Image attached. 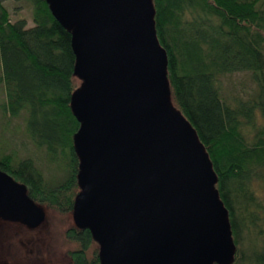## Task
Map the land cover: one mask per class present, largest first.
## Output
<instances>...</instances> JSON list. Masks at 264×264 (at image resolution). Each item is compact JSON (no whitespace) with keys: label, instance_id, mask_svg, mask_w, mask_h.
Listing matches in <instances>:
<instances>
[{"label":"trees","instance_id":"16d2710c","mask_svg":"<svg viewBox=\"0 0 264 264\" xmlns=\"http://www.w3.org/2000/svg\"><path fill=\"white\" fill-rule=\"evenodd\" d=\"M26 2L32 27L11 22L6 2ZM150 27L164 56V102L185 122L213 175L210 192L224 212L229 242L223 263L264 264V0H150ZM72 29L48 0H0L2 114L22 113L30 143L43 150L60 177L47 181L32 159L0 148V173L24 188L31 203L60 213L76 209L83 192L75 137L82 122L73 96ZM248 72L256 90L247 100L223 96L222 78ZM81 88V87H80ZM79 244L71 264H103L90 229L66 231ZM205 264V263H204Z\"/></svg>","mask_w":264,"mask_h":264},{"label":"water","instance_id":"95a60500","mask_svg":"<svg viewBox=\"0 0 264 264\" xmlns=\"http://www.w3.org/2000/svg\"><path fill=\"white\" fill-rule=\"evenodd\" d=\"M48 1L72 29L84 86L73 96L83 123L75 137L83 167L78 228L100 242L103 264L223 263L229 242L216 225L224 212L209 190L208 161L184 120L160 101L164 56L150 0ZM31 204L0 173V217L28 218Z\"/></svg>","mask_w":264,"mask_h":264},{"label":"rangeland","instance_id":"374dc122","mask_svg":"<svg viewBox=\"0 0 264 264\" xmlns=\"http://www.w3.org/2000/svg\"><path fill=\"white\" fill-rule=\"evenodd\" d=\"M4 5L11 22L23 19L26 28L32 27L28 3L6 2ZM77 83L79 87L74 96L79 95L84 87L80 86L79 80ZM222 86L223 96L233 100H247L256 90L255 82L248 72L223 77ZM160 101L175 113L170 101ZM4 102L3 85L0 83V148L6 153H16L22 160L32 159L47 181L60 177L54 167L47 164L44 151L36 149L28 140L24 128L25 115L22 113L15 119L4 116L1 110ZM223 220L224 215L221 213L217 216L216 225L222 228L219 223ZM79 226L76 209L60 213L37 203L31 204L28 218L23 220L10 221L0 217V264H71L70 253L79 249V244L68 239L66 231Z\"/></svg>","mask_w":264,"mask_h":264}]
</instances>
